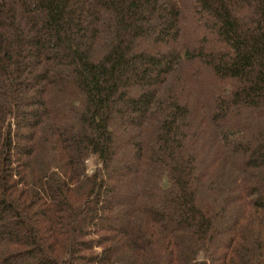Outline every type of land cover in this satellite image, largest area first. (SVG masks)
Masks as SVG:
<instances>
[{
	"label": "trees",
	"instance_id": "1",
	"mask_svg": "<svg viewBox=\"0 0 264 264\" xmlns=\"http://www.w3.org/2000/svg\"><path fill=\"white\" fill-rule=\"evenodd\" d=\"M190 68L224 82L203 115ZM25 258L264 264V0H0V264Z\"/></svg>",
	"mask_w": 264,
	"mask_h": 264
},
{
	"label": "rangeland",
	"instance_id": "2",
	"mask_svg": "<svg viewBox=\"0 0 264 264\" xmlns=\"http://www.w3.org/2000/svg\"><path fill=\"white\" fill-rule=\"evenodd\" d=\"M191 12L187 13L185 16V24L187 26L186 31H184L186 39L189 40L190 42L195 41L196 44H199V39L200 36L202 37V32L204 29H206L205 27L203 28V30H199L197 31V28L200 26H205V20L206 18L204 16H200L197 14H192L191 16ZM193 17V22H189V18ZM195 66H198V64H194ZM190 73L192 74L193 78L192 81L195 82V86L197 88L196 91L199 92V94H201V103H200V107H201V112L202 115L205 114L206 110H210V106H212L213 101H214V94L217 95L219 92H221L223 90V87H216L218 84L224 83L223 81L217 80L216 78H214L212 81L208 80V74L206 75L205 73H197L198 69H193V71L191 70V68L189 69ZM197 73V74H196ZM212 77V76H210ZM208 80L209 84H215V87L211 86V85H206L205 82ZM210 81V82H209ZM201 92V93H200ZM208 107V109H204V107ZM208 114V113H207ZM200 115V114H199ZM236 115L238 116V112L236 113ZM236 116V118H237ZM202 117V116H201ZM202 119L199 120V122ZM198 122V123H199ZM227 126V125H226ZM89 169L92 170L95 167V162L94 160H90L89 161ZM129 191L125 190L124 193L121 195V200H128ZM117 199V198H116ZM31 262H34L32 260H28V259H24L22 260L23 264H30Z\"/></svg>",
	"mask_w": 264,
	"mask_h": 264
}]
</instances>
